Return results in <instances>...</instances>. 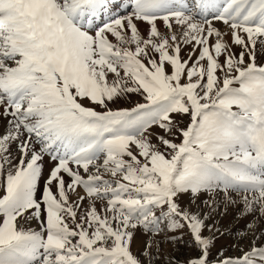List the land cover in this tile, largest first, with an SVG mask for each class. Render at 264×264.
Returning a JSON list of instances; mask_svg holds the SVG:
<instances>
[{"label": "snow or ice", "instance_id": "6c2138e0", "mask_svg": "<svg viewBox=\"0 0 264 264\" xmlns=\"http://www.w3.org/2000/svg\"><path fill=\"white\" fill-rule=\"evenodd\" d=\"M258 48L264 0H0V264H157L141 229L210 264L233 193L252 239L215 264H264Z\"/></svg>", "mask_w": 264, "mask_h": 264}, {"label": "rangeland", "instance_id": "374dc122", "mask_svg": "<svg viewBox=\"0 0 264 264\" xmlns=\"http://www.w3.org/2000/svg\"><path fill=\"white\" fill-rule=\"evenodd\" d=\"M191 3V0H189ZM216 27L219 28L222 32L227 31L224 25L220 22H216ZM225 39H230V37H225ZM237 49V50H236ZM236 50V51H235ZM241 49L238 46L233 47V51L239 52ZM190 49H185L182 53L184 58H187L188 52ZM258 65L264 66V51L257 49V60ZM141 98L132 94L127 100H123L116 105L118 107H131ZM187 121L185 120V123ZM3 118H0V129L5 125ZM233 198L237 200L236 204L228 205L227 210L225 211V205L223 203V194L218 197L220 201V207L218 209L219 214H214L213 219L209 220V224H216V227L219 228V233L215 234L214 246L211 248L209 261L210 264H215V261L221 256H230L236 257L241 253L237 249V245L240 249L248 250L249 242L252 239V232L248 229V225L254 222V217L251 214H243V204L240 202V198L233 193ZM204 199H208L207 196ZM199 203V201H197ZM100 206V203L97 202V207ZM193 208L196 207V204L192 205ZM201 208L203 205L201 204ZM204 211H208L207 208H203ZM34 229L37 227L35 223L31 225ZM260 228H264V222H261ZM259 231V228H258ZM177 237L181 235L178 231L175 233ZM205 236H208L209 233L207 230L204 232ZM149 240H154L159 242L160 246V255L157 259V264H168V261L175 258L176 261L182 262L192 254V247L189 241L191 237L187 234L183 235V240H178L173 242L166 238L162 233L159 237H152L151 234H145L143 229H141L135 237V242L133 244V252H137L148 243ZM156 244H153V251L155 252Z\"/></svg>", "mask_w": 264, "mask_h": 264}, {"label": "bare ground", "instance_id": "6f19581e", "mask_svg": "<svg viewBox=\"0 0 264 264\" xmlns=\"http://www.w3.org/2000/svg\"><path fill=\"white\" fill-rule=\"evenodd\" d=\"M97 23H100V21H99V20H97ZM236 50H237V49H236ZM236 50H235V51H236ZM235 51H234V52H235Z\"/></svg>", "mask_w": 264, "mask_h": 264}]
</instances>
